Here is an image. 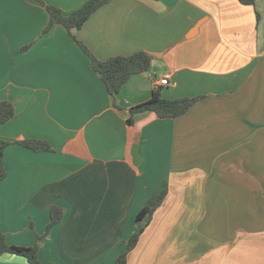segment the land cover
<instances>
[{
	"label": "crops",
	"instance_id": "1",
	"mask_svg": "<svg viewBox=\"0 0 264 264\" xmlns=\"http://www.w3.org/2000/svg\"><path fill=\"white\" fill-rule=\"evenodd\" d=\"M40 1L68 13L86 0ZM48 22L38 0H0V100L15 110L0 124L11 142L6 241L33 245L57 205L39 259L112 264L148 197L166 189L126 264H264V0H111L79 29L43 33ZM72 35L101 60L146 52L150 69L113 99ZM155 89L200 98L177 117L146 112L127 124ZM23 139L51 150L14 143ZM0 264L29 263L3 253Z\"/></svg>",
	"mask_w": 264,
	"mask_h": 264
},
{
	"label": "trees",
	"instance_id": "2",
	"mask_svg": "<svg viewBox=\"0 0 264 264\" xmlns=\"http://www.w3.org/2000/svg\"><path fill=\"white\" fill-rule=\"evenodd\" d=\"M41 2L48 14L49 22L43 29V33L48 32L54 24L62 25L69 32L71 29H79L89 19V17L102 5L111 0H86L80 7L64 13L60 8L52 4ZM244 5H254L255 0H238ZM258 16V14H257ZM73 39L77 42L81 50L87 54L91 60L93 69L99 74L108 94L115 99V95L121 87L136 73L145 72L150 69L151 57L146 52L138 51L129 55H116L106 59L97 58L86 45L78 40L74 35ZM26 47L22 48L25 49ZM200 97H179L167 99L161 96L159 90L155 89L151 97L141 103H138L129 108L130 116L127 119V124H133V116L146 112H153L158 118H174L185 113ZM115 104V102H114ZM15 110L11 102L0 100V124L10 120L14 116ZM11 142L0 139V179L5 176V168L3 164L4 148ZM23 147L33 151L51 150L49 143L44 139H23L17 140ZM167 190L162 189L156 194L151 195L146 200L143 207L135 216L137 230L127 239L126 247L120 253L112 264H126L128 253L135 247L138 239L144 230L145 224L151 217L153 212L162 204ZM50 219L46 226L45 232L41 236H36L35 243L30 246H20L10 244L6 241L5 235L0 231V254L11 253L20 255L26 258L29 264H46L43 263L38 256L39 242L38 239L47 235L49 229L61 221L63 209L57 205H52L50 208ZM147 218L145 224L144 219ZM53 264V263H52Z\"/></svg>",
	"mask_w": 264,
	"mask_h": 264
},
{
	"label": "built area",
	"instance_id": "3",
	"mask_svg": "<svg viewBox=\"0 0 264 264\" xmlns=\"http://www.w3.org/2000/svg\"><path fill=\"white\" fill-rule=\"evenodd\" d=\"M167 79H168V76L167 75H164L163 78L159 79V80H156V84H166L167 83Z\"/></svg>",
	"mask_w": 264,
	"mask_h": 264
},
{
	"label": "water",
	"instance_id": "4",
	"mask_svg": "<svg viewBox=\"0 0 264 264\" xmlns=\"http://www.w3.org/2000/svg\"><path fill=\"white\" fill-rule=\"evenodd\" d=\"M133 148H134V149H133L132 156H133V161H134V163H136V162H135L136 157H137V159H138V155L136 154V145H135Z\"/></svg>",
	"mask_w": 264,
	"mask_h": 264
}]
</instances>
